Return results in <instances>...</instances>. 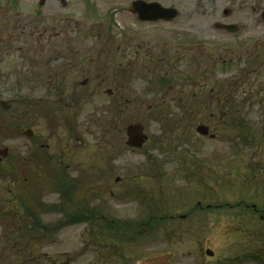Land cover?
<instances>
[{
  "label": "flooded vegetation",
  "instance_id": "flooded-vegetation-1",
  "mask_svg": "<svg viewBox=\"0 0 264 264\" xmlns=\"http://www.w3.org/2000/svg\"><path fill=\"white\" fill-rule=\"evenodd\" d=\"M136 1L0 0V68L2 69L1 65L11 62L8 60L10 56L6 55L16 52V43L17 45L21 43L23 47L32 43L38 47V50H41L39 54L21 57L24 60L22 65L26 66L27 62H30L31 73L13 81V84H9L13 86L12 89L8 90L10 93H15L14 90H19L22 86L33 93H47L41 98H32L25 102L26 109L32 113V122L39 117L44 118L49 126H54V128L60 122L67 124L71 132L74 133L78 128L75 121L81 115V110L87 99L95 98L100 94L97 92L99 88L109 85L119 89L108 87L104 92L109 99V106L103 116L109 115L110 109L113 108L117 113H120L121 118L125 117L128 103L132 99L126 97L124 85L135 83L143 78L154 82L153 85H148V90L152 91L154 87L161 91L165 90L161 96L166 98L163 99L161 105L150 101L146 102L147 99L141 97L142 104L147 103L149 113L164 114L174 111L196 112L214 109L217 111L216 114H220L223 118L221 110L234 106L237 100H223L221 75L216 73L217 71L211 66L212 63L216 64V60L219 59H214L213 51L205 44L189 36H184L183 44L176 47V52L183 54L181 58L184 66L178 67V71L181 72L179 73L176 68L170 67L171 64L168 65L170 60L166 59V61L158 63L154 60L152 50L150 52L139 50V48L142 49L150 45L151 39L139 37L141 45H138L137 33L130 32L126 27L120 33L113 31L117 26L119 15L129 13L133 18L138 19L133 10ZM144 1L147 3L160 2L166 8H175L178 15L170 20L165 18L159 22L141 21V23L146 25L162 23L166 29L170 23H174L177 18L181 17L182 10L176 5H167L162 0ZM232 9L225 8L224 15L231 12ZM225 23L237 24V32L242 29V26L237 22L227 21ZM225 23L215 22L214 28L234 34L230 29L222 27L221 24ZM263 43H256L254 48H258ZM243 44L240 43L238 46ZM47 45L52 48L49 52L44 51ZM169 45L171 42L165 39V47ZM221 47L222 51L227 54L235 52V47L229 43L223 44ZM19 50L21 51V49ZM164 52L166 56H169L168 49H165ZM205 55L208 56L210 65L209 69L203 70L201 67ZM222 62L228 63V61ZM13 68L20 69L21 73L17 74L19 77L24 74L23 68L21 69L18 65ZM142 69L146 76L141 74ZM194 69L200 71L189 72ZM174 71L184 86L178 93L179 95L184 93L185 89L196 88L195 93L191 94L192 96H196L199 92L203 96L208 94L207 99L210 100L174 104V106L166 105L170 91L181 86L173 82ZM5 75H12V72L5 74L0 71V84H5L2 81L3 78H6ZM17 75L14 76L17 77ZM211 83L214 85H210ZM8 92L0 91V96L7 95ZM141 93L143 94L142 91ZM214 114L212 113V117ZM126 122L127 120L123 122L122 126L125 129L129 125ZM28 130L33 131V136L26 133ZM20 132L34 144L31 145L33 148L29 150V158L17 157L14 169L16 172L18 170L20 176L24 175L25 169L37 176L47 173L49 178L48 194L57 193L59 195L55 202L45 203L44 197L40 199L42 210L45 211L49 207V215L60 216L59 220L55 221L56 223L48 222L51 224L52 241H55L54 239L61 232L65 234L66 230L75 227L77 229L84 227L83 234L88 232V237L83 238L85 245L81 252L74 253L71 257L68 256L69 259H79L86 255L88 259L84 262L85 264H144L155 260L159 255L169 254L172 264H177L173 260L175 255L172 252L155 253L152 257H143L142 253L145 250L154 248L147 247L146 243L149 241V244L155 243L153 241H156L159 234L163 232V227H167L169 224L178 225L182 236H189L190 231L195 228L197 237L203 238L204 232L208 231L210 227L212 228L211 225L209 226L210 222L212 224L214 221L217 222L226 217L232 221L233 225L229 229L231 237L227 244L219 249L202 246L196 253L190 254L189 257L192 261L187 264H264L263 178H244L241 182L227 183L228 187L227 185L225 187L232 189L239 196L232 200L229 196L230 190L226 189L229 191V195L226 191H222V194L215 193L212 184L205 181L207 180L204 177L206 173L203 172V168H200L198 172L195 171L197 172L195 177H183L190 182L189 185L176 187L178 201L169 202V197L166 200L168 195L166 196L162 188L161 194L158 196L160 199L157 196L152 197L155 202L149 203L150 205L146 206V211L142 206L144 208L141 212L144 216L142 220L134 219L129 215L117 217V209L112 208L109 201L105 202V198H103L104 185L110 178L103 175L101 170L99 171L100 167L95 165V162L91 163L94 171H91L90 167L81 170L80 163H65L70 158L64 150L54 155L50 149L51 145L46 141L38 143L37 141L40 139L37 138L35 130L31 126L25 130L22 128ZM102 132L105 137H109L119 133V130L116 127L109 126L108 128L105 125ZM131 149L136 150L133 147ZM155 159L157 158H153L149 163L156 164ZM147 166L148 164H144L143 167ZM154 167L156 168V166ZM85 170L89 172L87 175ZM147 174L154 179H160L161 184L167 177L160 171ZM135 176L137 175L129 177L130 179L123 183H121V177L115 179V183L118 185L121 183L119 188L122 190L117 194L120 197L118 205L123 204L136 194L141 199L139 201L141 205L151 198L146 195L145 190L142 191L139 187L136 188L132 183L130 184ZM25 179L27 178L25 177ZM35 179L38 180V178ZM193 179L198 182L197 186L193 183ZM18 180L21 181L18 187L22 188L23 181L19 178ZM199 180H201L200 183ZM201 186L205 188L206 193L204 189L198 190ZM254 186L255 188H252ZM191 187L197 188L193 195L188 194ZM115 194L112 190L111 196H116ZM82 195H85L83 199H81ZM170 197L176 198V194ZM90 199L97 202L96 205L90 203ZM112 212H114V216ZM59 261L57 263L61 264ZM53 264L56 262L54 261Z\"/></svg>",
  "mask_w": 264,
  "mask_h": 264
},
{
  "label": "rangeland",
  "instance_id": "rangeland-1",
  "mask_svg": "<svg viewBox=\"0 0 264 264\" xmlns=\"http://www.w3.org/2000/svg\"><path fill=\"white\" fill-rule=\"evenodd\" d=\"M162 1L167 5H176L182 10L181 17L177 18L174 23H170L168 28L164 29V24L162 23L146 25L128 13L117 17L118 23H116L117 26L113 31L120 33L126 27L130 32L137 33L138 38L151 39L150 45L142 49L139 48V50L144 52L152 50L156 62L162 63L166 59L167 61L170 60L168 65L171 64L170 67L173 66L177 71L178 67L184 66L181 58L183 54L176 52V47L179 44H183L184 36L194 38L196 41L211 48L215 56L214 59H219L216 60V64L212 63L211 66L217 71L216 73L221 75V78L232 79L231 77L233 76L236 79L238 75L243 73L239 81L233 85L235 86L234 88L238 89V96L235 98L238 101H235V104L238 105V113L242 117L244 116L246 121L241 122L243 124L238 122L233 124L231 119V121H225L224 123V121L219 120L220 116L216 114L217 111L214 109L196 112L174 111L165 112L164 114L149 113L146 102L150 101L151 103L161 105L163 99L166 98L161 96V94L165 93V90L161 91L158 88L155 89V87L152 91L148 90L150 80L143 78L135 83L124 85L126 97L132 99L128 103L127 115L125 117H115V115H110V117H107V115L103 116L104 112L107 111V106H109V99L104 92L108 87L114 88L109 85L108 87L99 88L97 92H100V94L95 98L87 99L81 110V115L75 121L78 128L74 133L71 132L67 124L65 125L60 122L59 125H55V128L54 126H49V123L44 118L39 117V120L35 119L32 122V113L29 109H26L27 105H22V102L31 100L32 98H41L47 95V93H33L22 86L19 90L15 89V93H10L8 90L12 89L13 86L9 84H13V81L15 82L18 78L20 79L24 75L28 76L31 73L29 69L30 62L28 61L26 66L22 65L24 60L21 57L39 54L41 50H38V47L32 43L26 44L24 47L21 43L18 45L16 43V52H10V54L6 55L7 57L10 56L8 60H11V62L1 65L2 69L0 68V71L5 74L12 72V75H5L6 78H3L2 81L5 84H0V91L8 92L7 95L1 96L2 100L7 101L11 105L10 111H4L2 114L3 120L7 122V125L3 129L0 128V149L5 146L11 150L9 159L0 165V191L2 190V197H12V194H7V190L14 192V195L18 197L24 195L19 187H15L16 182L14 179L17 177L15 176L16 174L13 176L12 174L17 157L23 159L30 156L29 150L33 148L31 145L34 143L20 132L22 128L25 130L30 126L35 130L37 138L40 139L37 141L38 143H45L46 141V143L51 145L52 154H59L61 150L65 151V154L70 158L65 163H80L81 170L85 167H90L91 171H94L91 165L93 162L100 167L99 171L101 170L103 175L110 178L107 179L108 182L104 185L103 198H105V202L109 201L112 208L117 209V217L129 215L134 219L142 220L144 217L141 213L144 210L142 206L145 207L146 211V206H149V203L155 202L152 200V197L157 196L158 198L162 188L166 196L168 195L166 200L169 197V202L174 203L178 201L176 187L189 185L190 182L183 177H195V173L200 168H203V172L206 173L204 177L207 180L205 181L212 184L217 194H222V191H226L227 188L225 186L227 185L228 187L227 183L231 184L234 181L241 182L244 178L250 179L256 176L264 179V43L259 45L258 48H254L256 43L264 42V20L260 15V12L264 10V0ZM227 7L233 9L224 15V9ZM227 21L239 23L242 29L237 34H230L214 28L215 22L225 23ZM141 38L137 39L138 45ZM165 39L169 40L171 45L165 47ZM226 43L235 47V52L227 54L222 51L221 46ZM240 43H245V50L250 52L238 48ZM45 47H47L44 50L45 52H49L52 49L49 45ZM216 48L218 52L215 51ZM165 49L169 50L170 57L165 55ZM207 51L211 53V51ZM222 61H230V64L231 62L232 64L224 66ZM202 62L203 66L201 68L203 70L209 69L210 64L207 55H205ZM15 65H18L21 69L23 68L24 74L20 75V77L17 75L20 69L16 70V68H13ZM194 71L200 70H189L190 73ZM141 74L146 76L143 69ZM14 75H17V77ZM173 78L180 79L177 77L176 71H174ZM178 83L180 82L177 80ZM210 85L214 84L211 83ZM182 87L184 86L182 85L180 89L175 88L170 91V94L167 96L166 105L174 106V104L179 103V96L185 97L195 93L196 88H192L190 90L185 89L184 93L179 95L178 93ZM241 90H246L248 94L245 95ZM259 90L262 93H260L261 96H258L257 92ZM141 91L143 94H140ZM186 92L189 93L186 94ZM196 96L199 97L198 99H207L209 97V95L203 96L199 92ZM141 97H144L145 100L147 99L145 104H142L143 100ZM140 98L141 101L139 100ZM261 101L262 104H260ZM202 102H205V100ZM212 113H215L213 117ZM125 120H127L126 124L143 122L146 125L150 138L141 150L138 148L133 150L127 145V134L125 128L122 127ZM201 123H209L212 133H216L218 137L202 136L197 130V125ZM244 124L250 129V137H241L244 130L239 129V127L241 128ZM105 125L108 128L109 126L116 127L119 133L105 137L102 132ZM237 132L239 133L236 134ZM253 138L260 144L254 145L251 148ZM68 146L70 147L68 148ZM257 147L262 148L259 149ZM155 157L157 158L155 159L157 163H149ZM252 163L256 165L254 169L252 168ZM144 164H148V166L143 167ZM25 170L22 176L18 175V170L16 173L19 179L24 180L25 177L28 179V182L31 184L26 185V187L29 190L37 183L36 181L38 180L35 178H38V176L37 174H31L27 169ZM196 170L197 172H195ZM159 171L167 175L162 182L163 185L160 183V179H154L147 174ZM87 173L89 172L85 174L87 175ZM144 174H146L145 177H142ZM259 174L260 176H258ZM134 175L137 176L134 177V180L130 184L132 183L136 188L139 187L142 191L145 190L147 192L146 195L151 198H148L149 200L141 205L139 202L141 199L136 194L128 198L129 200L123 204L118 205L120 197L117 194L120 193L119 191H122L119 185ZM117 177H121L122 179L119 185L115 183ZM192 181L197 186L198 182L195 179ZM200 182L201 180H199ZM22 188H24V185ZM252 188H255V186ZM190 189L188 194L191 195L197 190L195 187H191ZM200 189H204L206 193L204 187L201 186L198 190ZM48 190L41 192L45 203L55 202L59 195L57 193L48 194ZM112 190L116 193V196H111ZM227 190L231 191L230 195L229 191L226 192L232 200L239 197L232 189L228 188ZM31 192L29 193V200L32 199ZM262 192L264 196V185ZM174 194H176V198H171L170 196H174ZM84 197L85 195H82L81 199ZM26 198L28 196L24 200ZM195 201L193 202L195 203ZM90 203L96 205L97 202L95 203L90 199ZM15 213L18 216L15 218L11 217V214ZM112 214L114 216V212ZM41 215L45 225L51 221L56 223L55 221L60 218V216H51L49 213H42ZM22 216V207L19 210L15 201L10 200L8 203H3L0 207V253H5V257L8 256L7 258H9V260L6 258L5 262L0 261V264L3 262L4 264H53L54 261L58 264L57 261L59 259H61L59 261L61 264H85L84 262L88 259L86 255L79 259L71 260V258H68V256L71 257L74 253L81 252L82 247H84L83 238L85 236L88 237V232H85V234L82 232L85 229L84 227L66 230L65 234L61 232L54 239L55 241H52V236L46 239L43 238V233L38 232L36 234L40 238L29 243V239L32 237L30 234L27 237L26 234H23L21 224L19 223ZM210 223L209 226L211 225L212 228L210 227L208 231L204 232L203 238L197 237L195 228L190 231L189 236H182L178 225L169 224V226L163 227V232H159V237L157 240L155 239L156 241H153L155 243L149 244L150 241L146 243L147 247L151 246L154 248L145 250L142 255L148 258L152 257L155 253L172 252L175 255L173 259L175 263L187 264L192 261L189 257L190 254L196 253L202 246L219 249L224 244H227L228 239L231 237L229 229L233 226L232 221L225 217L223 220ZM5 243L6 245L4 246ZM12 248H15V250L25 248L26 250L15 254ZM19 255L28 256L27 260L25 257H20ZM31 256L34 257L30 259Z\"/></svg>",
  "mask_w": 264,
  "mask_h": 264
},
{
  "label": "trees",
  "instance_id": "trees-1",
  "mask_svg": "<svg viewBox=\"0 0 264 264\" xmlns=\"http://www.w3.org/2000/svg\"><path fill=\"white\" fill-rule=\"evenodd\" d=\"M231 64H232V62H231ZM242 75H243V73L238 75V77L236 79L232 78V79H228V80H221V83H222V94L224 96V98H223L224 101L225 100L229 101V100H233V99L236 100L235 98L238 96V94H237L238 93V89L234 88L235 86L233 84L235 82L237 83L239 81V78ZM174 81H176L175 78L173 79V82ZM240 87H241V84H240ZM260 90L257 92L258 96L259 95L261 96V94H262L260 92ZM241 91H243V93L245 95L248 94L246 90H241ZM178 98H179V103L178 104H183V103H187V102L204 101V100L207 101L208 100V99H203V98L202 99H198L199 97L191 96V95L190 96H185V97L184 96H182V97L179 96ZM262 101H261L260 104H262ZM238 112H239V109H238V105L237 104H234V106H231L229 108H227V107L223 108L221 110V113L223 114L224 117L223 118H219V120H222L225 123V121L228 122L229 120L231 121V119H232L233 124H235L236 122L241 123V122L246 121V119H244V116L242 117V115H240ZM3 113H4V111L0 107V128L1 129H3V127L7 125V122H4V120H3V117H2ZM111 113H112V115H117V116L120 115V113H117L113 109H111ZM241 124H243V123H241ZM239 129L244 130L243 133L241 134L242 138H244V136L245 137H250L251 136L250 129H248V127L245 124L242 125L241 128L239 127ZM238 133L239 132H237L236 134H238ZM259 144L260 143H257L256 140H254V138H253V142H252V147L251 148H253L254 145H259ZM257 148L261 149L262 147H257ZM255 166L256 165L253 164L252 168L254 169ZM261 171L263 172V170H261ZM13 175H15L17 177L14 180L16 182V186L15 187L18 188V186H19V184L21 182H20V180H18V176H17V173H16L15 169L13 170L12 176ZM258 176H260V174ZM22 181H23V185H24V188H22L24 195L18 197V196L14 195V192H12L10 190H7V194H12L11 195L12 197L11 198H4V197H2V190H1L0 191V207L3 205V203H6V202L8 203L10 200L13 201V202L15 201V203L19 207V210L22 207L23 216H22V219H20V221L18 219V221L21 224V228L23 230V234H26V237L30 234V236L32 237V238L29 239V243H31L34 240H38L40 238V236H38L36 234L38 232L43 233V238L49 239V237H51V235H52L50 233L51 224H48V225L45 226L44 222L42 221V215H41L42 213L50 212L49 211V207H47L45 211L40 208V202H41L40 199L43 197L41 192L46 191L47 188L49 187L48 174L47 173H41L38 176V181H36L37 183H35V185H33L29 190H27V187H26V185L31 184V183L28 182V179L24 178V180H22ZM30 192H31V196H32V199L30 198L31 200H29V197H30L29 193ZM26 196H28V198H26L24 200V198ZM18 214H19V212H18ZM11 215H12L11 217H13V218L18 216L17 213L11 214ZM5 245H6V243L4 244V246ZM12 249H13L12 251L15 254L21 253L22 251L26 250L25 248L24 249L19 248L17 250H15V248H12ZM4 254L5 253H3V254L0 253V256H1L0 257V261H4L5 262V259L8 257V256L5 257ZM19 256L20 257H25L26 260H27V257H28V256H21V255H19ZM32 257H34V256H31L30 259ZM7 259L9 260V258H7ZM34 261H37V260H34ZM4 262L2 264H4Z\"/></svg>",
  "mask_w": 264,
  "mask_h": 264
},
{
  "label": "water",
  "instance_id": "water-1",
  "mask_svg": "<svg viewBox=\"0 0 264 264\" xmlns=\"http://www.w3.org/2000/svg\"><path fill=\"white\" fill-rule=\"evenodd\" d=\"M134 12L139 15V18L143 21L153 20V21H159L161 18H167L170 20L171 18L178 15V11L174 8H165L160 3L156 2H145L143 0H137V2L134 3ZM264 16V13H263ZM222 27L228 28L232 31H235L237 28L235 25H223ZM2 106L9 110L10 109V103L7 101H1ZM198 131L203 135H208L210 132V128L205 125H199ZM145 126L144 124L139 123H133L128 127V134H129V145L142 147L145 143V140L148 138V135L145 133ZM28 135L33 136V131L28 130L26 132ZM214 137V135H212ZM9 156V148H3L0 150V164L2 163V160ZM169 255H163L156 258L154 261H151L149 263L144 264H172L169 260Z\"/></svg>",
  "mask_w": 264,
  "mask_h": 264
}]
</instances>
